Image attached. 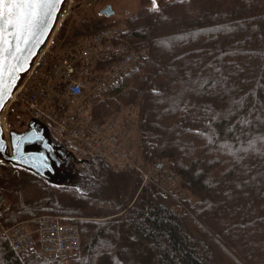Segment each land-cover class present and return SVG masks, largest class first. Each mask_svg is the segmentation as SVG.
<instances>
[{
    "label": "trees",
    "instance_id": "1",
    "mask_svg": "<svg viewBox=\"0 0 264 264\" xmlns=\"http://www.w3.org/2000/svg\"><path fill=\"white\" fill-rule=\"evenodd\" d=\"M126 23L121 42L148 57L92 100L90 113L103 124L135 107L139 164L168 161L183 205L154 186L141 189L135 171L103 168L79 194L0 166L8 202L0 220L7 227L44 215L74 220L81 249L71 264H264V0L173 1ZM111 26L74 24L67 42ZM186 74L219 82L212 91H184ZM0 264L61 263L18 257L0 236Z\"/></svg>",
    "mask_w": 264,
    "mask_h": 264
},
{
    "label": "built area",
    "instance_id": "2",
    "mask_svg": "<svg viewBox=\"0 0 264 264\" xmlns=\"http://www.w3.org/2000/svg\"><path fill=\"white\" fill-rule=\"evenodd\" d=\"M127 32V24L121 22L77 42H67L68 34L54 35L14 103L113 172L135 171L142 178V188L154 186L165 198L183 205L186 198L179 192V181L167 173L168 161L142 167L122 147L116 133L120 121L111 116L101 124L90 113L92 100H102L148 57L146 49L135 50L121 42ZM7 203L0 194V216ZM0 236L18 257L33 254L61 264H71V256L81 249L74 221L52 215L8 227L0 220Z\"/></svg>",
    "mask_w": 264,
    "mask_h": 264
},
{
    "label": "water",
    "instance_id": "3",
    "mask_svg": "<svg viewBox=\"0 0 264 264\" xmlns=\"http://www.w3.org/2000/svg\"><path fill=\"white\" fill-rule=\"evenodd\" d=\"M70 9L71 0H65L44 43L38 46L37 55L31 58L33 62L25 65L28 70L20 73L10 99H6L5 107L0 110V139H3L6 145V151L0 153V160H3L0 166L8 167L14 172H26L53 188L69 189L79 194H86L90 185L99 178V170L105 166L93 156L85 154L76 146L58 137L44 122L32 118L14 103L16 93L27 80L39 57L47 49ZM104 14L112 17L114 12L109 8ZM17 107L18 109H15ZM13 112L23 119L24 128L5 127L8 114ZM15 142L20 144L22 159L19 160L12 159L16 151ZM41 153L48 158V167L43 166Z\"/></svg>",
    "mask_w": 264,
    "mask_h": 264
},
{
    "label": "snow or ice",
    "instance_id": "4",
    "mask_svg": "<svg viewBox=\"0 0 264 264\" xmlns=\"http://www.w3.org/2000/svg\"><path fill=\"white\" fill-rule=\"evenodd\" d=\"M64 2L65 0H0V110L5 107L6 99H10L20 73L28 70L25 65L33 62L31 58L37 55L38 46L44 43ZM151 3L152 8L148 11H158L156 0H151ZM186 75L188 79L181 78L180 81L184 91L196 92L205 88L212 91L219 82L211 75L203 80L200 77L193 80L190 74ZM13 139H16L14 134ZM14 148L16 151L12 159H22L19 142L14 143ZM5 151L6 145L0 139V153ZM40 156L43 166L48 167V158L43 153ZM2 163L3 160H0V164Z\"/></svg>",
    "mask_w": 264,
    "mask_h": 264
},
{
    "label": "rangeland",
    "instance_id": "5",
    "mask_svg": "<svg viewBox=\"0 0 264 264\" xmlns=\"http://www.w3.org/2000/svg\"><path fill=\"white\" fill-rule=\"evenodd\" d=\"M180 0H156L158 5V10L162 9L166 4ZM86 2V0H85ZM83 3V9L80 11H76V15L71 16L70 13L64 18L63 22L59 26L58 34H60V30L62 25H66L65 34H71V29L74 24H77L81 30H85V27H89V29L96 25H117L120 22L125 21L128 17L138 14L140 11L145 9H151L152 3L151 0H100L102 4L99 7H96L95 11L93 8L87 7L86 3ZM88 3V2H87ZM106 4L112 6L116 15L111 18H99L97 15V11L99 8L104 7ZM74 6L73 0H71V8ZM71 10V9H70ZM73 15V14H72ZM15 109H18L15 108ZM137 110L135 107H130L126 109L122 113H113L111 116H115L121 123V127L116 131L118 138L121 140L122 147L124 150L132 156V159L139 164V154H138V140L140 136V123L137 115ZM110 116V117H111ZM5 123L7 124V128L13 126L17 129L24 128L23 119L17 116L15 112L12 114L9 113ZM103 168L99 170V178L96 179L93 183L95 184L99 181L100 177L103 175ZM119 185V184H118ZM76 221V220H75Z\"/></svg>",
    "mask_w": 264,
    "mask_h": 264
},
{
    "label": "flooded vegetation",
    "instance_id": "6",
    "mask_svg": "<svg viewBox=\"0 0 264 264\" xmlns=\"http://www.w3.org/2000/svg\"><path fill=\"white\" fill-rule=\"evenodd\" d=\"M73 2H74V6L72 5L73 8H71V10H70L71 11V13H70L71 16L76 15V13H75L76 11L78 12V11L83 9V6H84L83 3L85 2V0H73ZM85 3L88 4V5H86L87 7L89 6L90 8H93L94 9L93 11H95L96 7H99V5L102 4L100 2V0H86ZM109 8L111 9V11L114 12V15L112 16V17H114L116 15V13L113 10L112 6L109 5V4H106L104 7L99 8V10L97 11V15L99 16V18H101V19H103V18H108V19L111 18V17H107L104 14V12L107 9H109Z\"/></svg>",
    "mask_w": 264,
    "mask_h": 264
}]
</instances>
